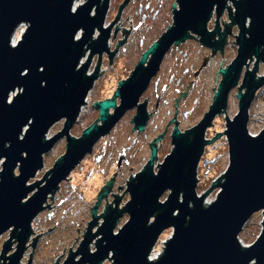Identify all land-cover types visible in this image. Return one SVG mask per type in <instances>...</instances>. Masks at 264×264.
Listing matches in <instances>:
<instances>
[{"label":"water","instance_id":"95a60500","mask_svg":"<svg viewBox=\"0 0 264 264\" xmlns=\"http://www.w3.org/2000/svg\"><path fill=\"white\" fill-rule=\"evenodd\" d=\"M75 1L0 0V237L10 234L2 245L0 264H23L33 220L48 208L44 204L53 201L60 184L84 155L91 153L93 144L137 104L172 44L189 39L191 31L201 36L203 46L214 51L221 47L222 39L217 43L210 40L218 27L209 33L205 24L214 10L220 17L228 4L231 19L239 27L237 54L220 70L222 80L209 110L184 134L173 132V149L157 164V172L153 148L148 166L127 184L129 201L123 210L97 215L96 207L108 191L103 188L83 239L76 250L69 248L61 264H104L106 260L111 264H264V126L257 135L247 127L254 95L264 86V73L257 79L255 75L259 61L264 64V0H175L172 24L148 47L131 77L119 83L114 96L121 104L117 106L115 100L94 102L101 123L84 129L79 138L70 131L86 105L98 67L94 73V69L88 75L86 72L94 55L108 52L111 27H104L109 0H83L77 7ZM128 1L119 7L113 23ZM21 26L25 30L14 43V34ZM95 30L99 32L96 40ZM87 51V59L81 63ZM254 59V68L249 71L248 64ZM244 68L238 111L231 119L226 115L225 131L216 133V138L221 133L226 136L228 167L198 195L199 160L204 148L216 140H205L206 130L213 125V118L226 112L227 96L237 87ZM110 108L115 109L112 116ZM144 111L141 105L133 120L139 130L146 120ZM60 121H64L63 129L47 139L50 129ZM61 138L67 141L65 154L40 180L28 184L43 169L44 157ZM215 189V199L207 203V195ZM164 194L167 198L162 202ZM124 213L128 220L116 231ZM256 213L263 216L261 231L253 243L244 246L241 231ZM100 218L103 222L93 233ZM167 230L172 232L162 251L150 260ZM95 238L96 249L90 252ZM13 242L16 250L8 255ZM32 253L26 264L31 263ZM59 257L53 264H60Z\"/></svg>","mask_w":264,"mask_h":264},{"label":"flooded vegetation","instance_id":"af4514ba","mask_svg":"<svg viewBox=\"0 0 264 264\" xmlns=\"http://www.w3.org/2000/svg\"><path fill=\"white\" fill-rule=\"evenodd\" d=\"M124 1L125 0H122L119 7L123 4ZM134 2H137V0L128 1V3L121 11L120 18L116 23H113L114 18H116V15L120 8L117 7L118 9L113 11L115 17L112 18V21L109 24V27H111V31L110 37L109 39H107L108 52H103L101 56H99L98 54L94 55L87 70L88 72L89 68L93 67L94 65V73L96 68L98 67V76L90 92L95 91V89L97 88L96 84L98 80L102 78V76L110 73V70L112 69V63L115 62L114 60L118 59L119 54L122 51L121 49L129 46L128 38L135 30L136 24L134 19L126 17L128 26H125V21L121 19L124 15V12L126 11V7ZM110 6L111 4L109 0V7L107 8L108 11L106 13V18L110 16ZM147 6V3L144 5L142 1H139V13L142 14L145 8L148 9ZM171 8L172 12L170 16L173 15V4ZM230 11L231 7L229 6V4L221 13L220 17H217V14H215L216 12L214 10L211 13L212 15L209 21L207 22V24H205L206 30L209 33L214 32L218 27V31L213 34L210 40L211 42L217 43V41H220L222 39L221 47L214 51L211 47L203 46L202 44H200L201 36L191 31L189 33V39L180 42V44H172L163 55V57H161L162 59L159 63L157 71L148 81V84L140 95L137 104L125 111L119 121L111 128V131H109V133L101 137L95 144H93L91 153H87L86 155H84L81 163H79V165L74 169L73 173L78 177L77 182L72 183L69 177H67V180H69V183L67 182L68 186L66 185L67 180L60 184L58 191L54 195V201L61 193V188L67 187L72 192H75V196H77L81 202H84L83 206L87 211L86 213L88 214V220H86L87 226L83 230V236L87 231L86 228H88L89 223L92 220V209L98 200L99 194L103 191V188H107L108 191L106 192V195L102 197L99 206L96 207L97 215H104L109 210H123L127 204L123 202V199L127 197L126 195H128V193L126 192L127 184L132 178H135L137 176L136 174L142 172L148 166V163L153 154V148H155L156 150V155L153 158V165L154 171L157 172L158 166L156 164H160L161 162H163L164 158L173 149V132H175V130H178L181 134H184L187 130L194 127L209 110V107L212 104L214 91L217 89V86L222 80V74L220 73V70L224 69L234 59L232 58L230 61H227L225 59L224 54L228 49V44H231V46L235 50V54H237L236 36L238 35L237 33H239V27L231 19ZM155 16L156 14H142L143 20L141 21V24H143L146 19L149 20L151 17V20L147 23L148 26L144 27L146 30H151L150 27H153L155 28L154 31H156L158 27L164 24L160 21L158 22V24L156 22H153L157 19V17ZM171 18L173 21V16ZM171 24L165 26V29L161 32V34L156 37L155 41H153L148 47H150L154 42L159 41L162 34L168 29V26H170ZM227 31H229L228 34L226 33ZM96 33H98L97 36ZM119 34L121 35V38L117 40V43L115 45H113V40L117 39V36ZM144 35L145 34L142 33V36L136 38V40H134V42L130 44L131 50L130 53H128L126 67L124 68V70H122V72L118 74L119 76L117 75L113 78L115 80L113 82L114 85L110 93H107L108 95L104 98H101L99 101L115 100L117 106L121 104V100L118 97H115L114 94L116 89L118 88L119 83L122 81H126L131 77L138 62L140 61V58L148 49V47L144 48L146 44V38L144 37ZM98 36L99 32L95 30L93 38L96 40ZM191 44L192 46L196 47L195 49L199 53L197 54V56H195L194 60H192V54L190 52ZM86 53L84 54L83 58H85ZM150 58L151 55L147 59L144 65L145 67H147ZM254 62H256V59L248 64L249 71H252V68H254ZM259 70L260 67L258 66L257 74H255L256 79L260 77L258 75ZM246 71V68H244L241 73L238 85H236L237 87L232 89L227 96L228 101L226 112L229 109L232 97H235L237 106H239L237 94L240 87L239 85H241ZM261 89L263 88H260L258 91H260ZM90 92H88L89 94L85 103L86 105L83 107V109L88 105ZM202 97H205L207 100H204L203 98V100L201 101ZM93 104L90 108L91 110L96 111L98 114L99 111L93 107ZM141 105H144L146 120L144 121L145 123L143 125V129L139 130L138 128H135L136 124L133 120L138 114L137 111H139V107ZM198 108L203 109L201 111L199 120L196 121L193 125L184 127L183 124L186 119H188L189 116ZM108 112L109 116H112L114 115L115 109L110 108ZM81 113L78 116L77 121H79ZM225 113H223L221 116H224ZM98 119L99 114L97 117V121L92 122L91 124H89V126L93 124H95L96 127L99 126L101 122H99ZM123 122L130 127L129 129L132 134V136H127V139L132 141V143H134L135 145L137 142L142 144L139 146V149H133V145H124L120 149L114 150L113 146H110V137H112L113 133L117 131L118 127H120ZM208 129L209 128H207L205 133V140L211 141L216 139V134L213 133L210 135ZM83 131L81 132V134L83 133ZM81 134L74 137L79 138L81 137ZM220 135V138H223L224 133H221ZM59 141H63L65 142V146L67 145V141L65 138H61ZM224 141L225 143H223V145L227 146L226 140ZM165 142H169L170 148L169 151L163 154L162 148ZM108 143L109 145H106ZM206 149L207 147L204 148L202 158L201 160H199V166L209 169L217 164L218 156H215L213 152H209ZM64 154L65 151L60 156ZM138 154L140 156L139 158L137 157ZM125 175H127V178L125 177L124 180H121L122 176ZM102 176H105L103 180L102 178H100ZM118 200L119 203L117 204L116 201ZM49 201L53 202L52 200H48V202L45 203L44 206L48 205V208H51V202L49 204ZM50 216L51 214L47 217L50 218ZM125 216H127V214L124 213L122 217L118 219L115 227L116 231ZM102 222L103 218L98 219L96 225L92 230L93 233L94 231L98 230ZM32 231L34 235V242L31 243V241H28V244H30L31 247L33 246V243L38 245L42 235L50 233L51 229L49 228L37 233L36 227L33 225Z\"/></svg>","mask_w":264,"mask_h":264},{"label":"rangeland","instance_id":"374dc122","mask_svg":"<svg viewBox=\"0 0 264 264\" xmlns=\"http://www.w3.org/2000/svg\"><path fill=\"white\" fill-rule=\"evenodd\" d=\"M139 1H142L144 5L146 3L148 4L147 6L148 9L145 8L142 14L144 13L145 14L150 13L151 15L156 14L155 17H157V19L153 22H156L157 24L159 21L161 23H164L162 26L158 27L156 31H154L155 28L153 27H150L151 30H146L144 28L148 26L147 23L151 20V17L149 20L146 19L144 23L141 24V26L138 28V25L142 21V14L139 13V9H138ZM174 1L175 0H137V2H134L128 7H126V11L124 12V15L121 20L125 21V26H128L127 25L128 21H126L125 19L126 17L129 16V18L134 19L135 24H136L135 30L132 32L131 36L128 38L129 46H127L125 49L122 48L123 50L121 49L122 51L120 52L118 59L114 60L115 62L112 63V66H111L112 69L110 70V73L105 76H102V78L99 79L96 84L97 88L95 89V91L90 92L88 105L82 110L79 121H76V123L73 125L70 131L71 136H77L81 134V132L84 129H86L89 126V124H91L97 119L98 117L97 112L91 110L90 107L94 101H97V100L99 101L101 98L106 97L112 90V87L114 85L113 82L115 80L113 78L116 77L120 72H122V70H124V68L127 65L126 60L128 57V53H130V50H131L130 44H132L134 40H136V38L142 36V33H143L145 34L144 37L146 38V44L144 48H147L153 41H155L156 37H158L161 34V32L165 29V26L171 24L172 22V18H171L172 16H170L172 12L171 6L174 3ZM121 2L122 0H110L111 12H110V16L106 18V22L104 25L105 29L112 21V18L115 17V15L113 14V11L118 9L117 7H119V4ZM82 3H83V0H78L77 5L82 4ZM232 9L234 10V6L232 7ZM166 16H168L167 21H166ZM24 30H25V26H21L14 34V37L17 36V39L19 40ZM97 35L98 33H96V36ZM80 37H81V34L79 33L78 38ZM120 38H121V35L119 34L117 36V39H120ZM117 39L113 40V45L117 43ZM192 44L190 45V52L192 54L191 56L192 60H194L195 56H197V54L199 53L195 49L196 47L192 46ZM88 54H89V51L86 53V56L85 58L82 59L81 63L85 62ZM234 54H235L234 48L231 46V44H228V49L226 53L224 54L225 59L227 61H230L232 58L235 57ZM258 64H259L258 66L260 67L258 75H263L264 64L262 62H259ZM93 67L89 68V71H88L89 74L91 73V71H93L94 69ZM262 88L263 89L258 91L257 94L255 95V99L250 108V116H249L250 120H249V124L247 127L250 133L254 135H257L263 129V126H264V86ZM205 97H202L201 101L203 100V98L204 100H207ZM236 106H237V101L235 100V97L234 98L232 97L229 109L227 110L225 115L224 116L219 115L213 118L214 119L212 122L213 125H211L208 129V132L210 135L213 133L216 134L218 132L225 131V127H226L225 117L227 115L228 116L227 118L231 119L238 111V108ZM202 110H203L202 108H198L196 111H194L189 116V118L186 119L183 126L188 127L190 125H193L196 121H198ZM63 123L64 121H60L56 123L50 129L46 138L50 139L56 133L61 131L63 129V126H62ZM129 128L130 127L126 123L123 122V124L120 127H118L117 131L113 133L112 137H110L111 142L109 143L111 144L110 146H113L114 150L115 149L118 150L124 145H133V149L135 148L136 150V149H139L140 145H142L139 142H137L135 145L134 143H132V141L127 139V136H132ZM224 140H226L225 135L223 136V138H220V137L216 138V140L213 143L206 146L207 147L206 150H208L209 152H213L215 156H218L217 157L218 162L214 167H211L209 169L199 166L198 171H197L199 183H198L197 192H196L198 193V195H202L204 192H206L208 188L211 187L212 182L215 181L221 174H223L228 167V164H229L228 149H227L228 147L223 145V143H225ZM109 143L106 145H109ZM64 146H65V142L63 141H58L55 144L53 150H51L44 157L43 169L40 170L34 178L30 179L28 184H31L35 182L36 180H40L43 177L45 172L53 166L56 159L61 154L64 153L65 151ZM169 148H170L169 142H165L162 148L163 154L169 151ZM137 157L138 158L140 157L139 154ZM17 173H18V170H16V174ZM126 176L127 175L122 176L121 180H124ZM104 177L102 176L100 178H102L103 180ZM69 178L72 181V183H75L78 180L77 175H75L73 172L71 173V176H69ZM68 181L69 180L66 181L67 186L69 183ZM61 189H62L61 193L55 199V201L54 200L53 202L49 201V204L51 202V208H47L43 210L42 213L40 215L38 214L37 217L33 220L32 226L34 225L36 227L37 233H39V231L41 230L44 231L49 228H53V229H51L50 233H47L46 235H42L38 245H36L34 249L33 247H31V245L30 246L29 244L27 245L26 253L22 259L23 264H26L28 262L29 254L32 251H33L32 261L30 264H53L56 262V259L59 256L60 257H59L58 262L61 264L67 257L69 253L68 251L69 248L72 247V251H74L78 247V244H80L79 242H81L82 240L83 229L87 226L86 220H88L87 219L88 214L86 213L87 211L86 209H84V206H83L84 202H81L78 199V197L75 196V192L74 191L72 192L67 187H64ZM216 191L217 189L210 191V193L207 195L206 201L208 202L213 201L217 194ZM32 194L33 192L30 193L29 196H31ZM126 196L127 197L123 199V202L125 203L129 201V196L128 195ZM166 198H167V194H164L162 198L160 199V201L163 202L166 200ZM50 214L51 216L50 218H48L47 216ZM127 216H125V218L122 220L119 227H122L126 223V221L128 220ZM262 217L263 216L261 213H256L253 215L251 220L247 221L248 223L246 224V226L244 227L243 231H241V234H240V240L244 246L250 245L258 237L261 231ZM77 228H79L78 229L79 232L75 230ZM171 232H172L171 230H167L161 235V238L155 249L156 250L155 254L160 253L162 251L163 242L166 241L169 235H171ZM9 235H10L9 232H6L0 237V253H1L2 245L9 238ZM33 237L34 235L31 236L29 242L30 241L31 243L33 242V239H32ZM100 237L101 236H98L96 238H100ZM75 238L77 239L74 240ZM96 238L91 242L92 245L90 246V249H89L90 252H94L96 249V247L93 245V243H96L95 241ZM11 249L12 250L8 253V255L16 250V242H13ZM77 259H79V257ZM104 264H111V262L106 260Z\"/></svg>","mask_w":264,"mask_h":264},{"label":"built area","instance_id":"2783aa9c","mask_svg":"<svg viewBox=\"0 0 264 264\" xmlns=\"http://www.w3.org/2000/svg\"><path fill=\"white\" fill-rule=\"evenodd\" d=\"M81 62H82V60H81ZM80 64H81V63H80ZM87 74H89V72H87ZM207 203H208V201H207ZM157 245H158V243H157ZM157 245H156V246H157ZM156 246H155V248H154L152 254L148 257L150 260H153V259L157 256V254H159V253L155 254Z\"/></svg>","mask_w":264,"mask_h":264},{"label":"bare ground","instance_id":"6f19581e","mask_svg":"<svg viewBox=\"0 0 264 264\" xmlns=\"http://www.w3.org/2000/svg\"><path fill=\"white\" fill-rule=\"evenodd\" d=\"M77 2H78V0L75 1V5H74L75 7H77ZM17 41H18L17 36H15L13 42L15 43V42H17ZM32 235H33V234H32ZM32 235H31V236H32ZM30 238H31V237H30ZM27 244H28V242H27Z\"/></svg>","mask_w":264,"mask_h":264}]
</instances>
